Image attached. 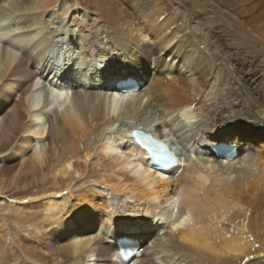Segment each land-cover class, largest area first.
I'll return each instance as SVG.
<instances>
[{"label":"bare ground","instance_id":"obj_1","mask_svg":"<svg viewBox=\"0 0 264 264\" xmlns=\"http://www.w3.org/2000/svg\"><path fill=\"white\" fill-rule=\"evenodd\" d=\"M136 127L183 171L151 167ZM259 138L264 0H0V264H131L110 242L136 228L153 247L133 264H264Z\"/></svg>","mask_w":264,"mask_h":264},{"label":"rangeland","instance_id":"obj_2","mask_svg":"<svg viewBox=\"0 0 264 264\" xmlns=\"http://www.w3.org/2000/svg\"><path fill=\"white\" fill-rule=\"evenodd\" d=\"M164 1V0H163ZM165 1H170V0H165ZM109 7H112V11H114V12H117V13H119V10H118V8H121L120 6H118V7H116V8H114L113 6H110L109 5ZM134 8V7H133ZM123 9V8H122ZM124 10V9H123ZM75 12H77V14L80 12V10H79V8H77V11H75ZM74 12V13H75ZM146 20H149V19H143V17L142 16H140V15H136V22H137V24H143V26H146L147 24H150V21L151 20H149V23L146 21ZM15 24V23H14ZM70 28H72V27H70ZM73 29V28H72ZM154 39L155 38H153L150 34H148V37H146L144 40H142L141 42H140V44L142 45V44H149V45H154V46H157V44L155 43V42H153L154 41ZM256 43V46L258 47V49H260L261 47H262V44L260 43V42H255ZM74 45V44H73ZM160 49V52H159V55H161V59H167V61H169V60H171L172 62H173V64H175V65H180V71H181V73H183L184 75L185 74H187V75H189V74H191L190 72V70L188 69V68H186V67H184L185 65L184 64H181V63H179V62H177V58H175L174 56H172V59L170 58V56L168 55V53H167V51H162L161 50V48H159ZM81 52L82 50H81V48H79V46H76L75 47V50L73 51V53H77V52ZM115 52H117L116 50H115ZM159 55H158V57H159ZM157 56H154L153 58H152V61H156V60H158L157 58H156ZM171 62V63H172ZM45 65L47 66V67H50L51 65H50V62L48 63V62H45ZM76 64H73L72 66H75ZM55 67L57 68V65H55ZM146 67H149V66H147L146 65ZM54 68V67H53ZM51 69V70H55V69ZM75 69H73L72 68V71L73 72H75L74 71ZM91 70V69H90ZM151 70L152 71H154V69H152V66H151ZM59 71H61V70H59ZM82 71H83V69H82ZM92 72H93V70H91ZM50 75H51V73H50ZM92 75H94V73L92 74ZM96 75V74H95ZM78 76V77H77ZM88 77H89V75H88ZM164 77V76H163ZM81 78H83V76L81 77V75L80 74H78V75H76V76H74L73 77V80H81ZM226 131V130H225ZM235 131V129H233L232 130V133H229V134H227L228 136H231V135H233V134H235L236 136H238V137H240V138H242V139H244V141H247V142H252V141H254L253 139H251L250 140V137H249V135L248 134H244L243 132L242 133H240L239 131H238V133H235L234 132ZM234 138H230V140L228 141V142H231L232 140H233ZM226 141V140H225ZM261 141H264V139H261V138H259V140L257 141V142H261ZM227 142V141H226ZM243 142V141H242ZM256 142V143H257ZM212 143H214V142H212ZM204 147L203 148H207V146H208V144H206V145H203ZM201 147H202V145H201ZM209 148H210V146H208ZM126 225H130V224H126ZM157 230V229H156ZM140 232L141 230L139 229V228H136V229H134L133 231H132V233H134L135 234V232ZM150 231H151V237L153 236V233L152 232H154L155 230H154V228L153 229H150ZM128 232H131L130 231V229H129V231ZM139 234V233H138Z\"/></svg>","mask_w":264,"mask_h":264},{"label":"snow or ice","instance_id":"obj_3","mask_svg":"<svg viewBox=\"0 0 264 264\" xmlns=\"http://www.w3.org/2000/svg\"><path fill=\"white\" fill-rule=\"evenodd\" d=\"M61 95H63V93H61Z\"/></svg>","mask_w":264,"mask_h":264},{"label":"water","instance_id":"obj_4","mask_svg":"<svg viewBox=\"0 0 264 264\" xmlns=\"http://www.w3.org/2000/svg\"><path fill=\"white\" fill-rule=\"evenodd\" d=\"M59 62V61H58Z\"/></svg>","mask_w":264,"mask_h":264}]
</instances>
